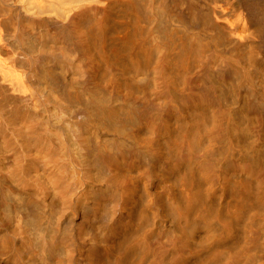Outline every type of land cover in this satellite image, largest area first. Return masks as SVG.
Listing matches in <instances>:
<instances>
[{"label":"bare ground","instance_id":"bare-ground-1","mask_svg":"<svg viewBox=\"0 0 264 264\" xmlns=\"http://www.w3.org/2000/svg\"><path fill=\"white\" fill-rule=\"evenodd\" d=\"M0 264H264V0H0Z\"/></svg>","mask_w":264,"mask_h":264}]
</instances>
